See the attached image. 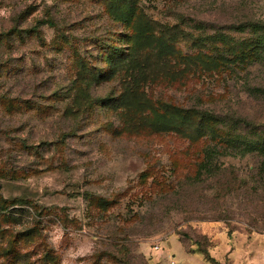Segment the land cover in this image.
I'll return each mask as SVG.
<instances>
[{
    "label": "rangeland",
    "instance_id": "rangeland-1",
    "mask_svg": "<svg viewBox=\"0 0 264 264\" xmlns=\"http://www.w3.org/2000/svg\"><path fill=\"white\" fill-rule=\"evenodd\" d=\"M248 19L264 0H0V264H264V151L198 175L213 138L178 108L264 137ZM149 24L167 55L137 45ZM217 32L229 66L192 42ZM130 84L136 105L99 102Z\"/></svg>",
    "mask_w": 264,
    "mask_h": 264
},
{
    "label": "trees",
    "instance_id": "trees-1",
    "mask_svg": "<svg viewBox=\"0 0 264 264\" xmlns=\"http://www.w3.org/2000/svg\"><path fill=\"white\" fill-rule=\"evenodd\" d=\"M125 3L128 6H131L133 0H125ZM151 28L150 24L141 27L137 30L135 34V41L137 45L140 42H144L147 46H150L154 51L156 50L160 55H167L171 50L170 43L164 39L156 38L154 35L147 34L148 30ZM178 28H175L177 32ZM234 30H239L241 32L247 31L249 37L247 41L253 50V57L257 62H262L264 59V20L258 19L253 20L248 19L245 22L239 24L238 26L232 27ZM230 36L223 32H217L213 35L204 34L198 36L196 39H193L192 42L194 46L205 47L208 43H221V48H216L215 55L208 56V59L212 60L214 64H225L229 66L234 62L235 47L234 44L229 43ZM223 43V44H222ZM245 43V42H244ZM242 44V43H241ZM241 44L239 46L241 48ZM217 47V45H215ZM117 53H111L107 55L108 62L111 63L113 67H121L125 64L129 65V59L126 58V55L122 54L119 57L116 56ZM210 64L203 63L204 67H207ZM258 89V88H257ZM101 104L106 106L113 105L117 108H130L133 105H136L137 100L136 95L134 96L131 84L126 86V88L120 94L116 96L103 97L99 99ZM186 115L197 114L200 117H204L202 121L198 122L193 131L196 137L203 136L207 132L213 138L210 143H207L202 149V160L199 164L198 175H213L214 160L220 156H245L251 152L263 153L264 151V137L260 129L253 130L254 132H238L237 128L232 125L226 124L223 120L214 117L213 115H208L204 112L194 111L192 108H180ZM205 120H210L211 123H205ZM207 125L205 127V124ZM176 125H182L177 123L175 118L165 116V114H159L158 120L153 121L149 127L156 131H167L172 130ZM235 131V132H234ZM238 132V133H236Z\"/></svg>",
    "mask_w": 264,
    "mask_h": 264
},
{
    "label": "built area",
    "instance_id": "built-area-1",
    "mask_svg": "<svg viewBox=\"0 0 264 264\" xmlns=\"http://www.w3.org/2000/svg\"><path fill=\"white\" fill-rule=\"evenodd\" d=\"M154 248H158V244H155V245H154Z\"/></svg>",
    "mask_w": 264,
    "mask_h": 264
}]
</instances>
